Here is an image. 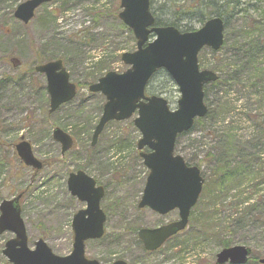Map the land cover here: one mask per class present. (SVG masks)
Returning a JSON list of instances; mask_svg holds the SVG:
<instances>
[{
    "label": "rangeland",
    "instance_id": "obj_1",
    "mask_svg": "<svg viewBox=\"0 0 264 264\" xmlns=\"http://www.w3.org/2000/svg\"><path fill=\"white\" fill-rule=\"evenodd\" d=\"M24 1L0 0V79L27 77L36 64L60 58L77 85L75 98L53 114L47 113L42 76L28 73L31 80L20 87L0 86V201L22 193L29 244L43 238L57 255L71 251V217L84 204L70 196L66 179L81 169L105 187L100 203L106 213L105 234L101 240L86 242L89 259L102 264L118 259L128 264H214L222 241L229 240L264 258L262 232L231 226L240 199L251 196V203L264 214V0H233L235 10L225 16L222 47L217 52L204 48L198 54L199 67L215 71L223 83L222 91H209L205 103L215 109L219 98L227 111L216 122L194 124L177 138L175 153L200 168L204 183L186 229L153 254L142 251L135 232L175 221L178 215L172 211L159 216L137 208L148 171L136 150L140 134L132 124L135 115L107 124L95 147H90L104 98L87 88L108 71L122 72L120 55L135 50L132 34L117 18L120 0H53L37 9L26 25L13 17ZM166 1L171 0H151V9L156 17L169 21L173 10L163 7ZM189 23L191 29L200 26L196 20ZM159 86L160 81H155L154 87ZM161 96L171 109L176 107L175 85ZM209 125L214 131L203 128ZM54 128L74 141L63 157L51 137ZM226 133L234 141L224 147L219 140L226 139ZM21 136L43 161L42 170L24 166L15 155L13 146ZM224 153L246 171L242 179L237 176L227 183L228 191L218 192L220 172L215 163ZM12 237L9 232L0 235V264H10L1 251Z\"/></svg>",
    "mask_w": 264,
    "mask_h": 264
},
{
    "label": "water",
    "instance_id": "obj_2",
    "mask_svg": "<svg viewBox=\"0 0 264 264\" xmlns=\"http://www.w3.org/2000/svg\"><path fill=\"white\" fill-rule=\"evenodd\" d=\"M51 1L26 0L16 7L13 16L28 24L35 10ZM120 10L118 19L132 31L136 50L121 55V62L128 67L124 72H108L88 87L89 92L99 93L105 99L92 134L91 146L96 144L108 122L124 121L136 114L133 126L141 135L136 148L141 151L139 157L148 169L137 206L139 209L147 207L159 215L175 209L178 211L177 221L138 230L137 237L144 249L154 251L186 227L190 210L201 193L203 179L199 169L187 166L182 157L174 155V145L178 135L187 132L196 118H203L207 113L203 87L215 82L218 77L212 71L199 69L197 55L204 47L213 51L221 47L224 27L218 17L207 20L201 28L192 32L180 33L172 26L155 27L149 0H120ZM150 35H154L152 41H149ZM160 69L178 88L180 96L174 110L169 109L162 97L145 95L149 79ZM34 70L45 76L49 113L75 97L76 87L69 82L68 73L60 60L38 65ZM52 139L60 145L61 155L73 145L71 137L59 128L52 131ZM144 148L147 152H142ZM15 151L25 166L37 171L42 169L43 164L34 157L30 144L23 137L15 145ZM66 184L70 195L86 205L72 217L73 244L70 254L55 255L42 239L34 243V249L28 248L20 216L21 195H17L0 203V234H14L2 250L9 263L99 264L96 260L85 258L84 243L103 235L105 215L99 203L104 190L95 186V181L82 171L70 173ZM249 255L250 249L245 246L223 248L217 253L215 264H245ZM259 263L264 264V259H260ZM112 264L126 263L117 260Z\"/></svg>",
    "mask_w": 264,
    "mask_h": 264
},
{
    "label": "trees",
    "instance_id": "obj_3",
    "mask_svg": "<svg viewBox=\"0 0 264 264\" xmlns=\"http://www.w3.org/2000/svg\"><path fill=\"white\" fill-rule=\"evenodd\" d=\"M220 4H218V2ZM169 3V7L167 5ZM163 7L166 9L169 8V10H173V13H170V16L173 17V19L169 18V21H165L164 19L156 17L155 24L157 26H163V25H172L177 28H179L181 31H189L191 28L188 24L191 20H196L198 23L203 24L204 21H206L211 16H217L223 19L224 25L226 27V21L225 16L229 13L228 11L232 8L233 11L235 10V4L233 0H189L188 2L186 0H179L174 1L171 0L164 2ZM235 14V12L233 13ZM183 22V23H182ZM56 58H50L48 60H52ZM31 75V71L29 73ZM27 74V77L19 76L18 78H12L7 77L5 79H0V86L1 85H15V87H20V83H24L25 80L30 81L31 76ZM155 81H160L159 87H154ZM19 83V84H18ZM223 83L220 84V78L217 82L207 86L205 88V98L208 95L210 90L217 89L216 93L223 90L221 87ZM31 85V84H30ZM173 87V83L170 80V78L167 76V74L160 70L158 71L151 79V81L147 85L146 91L149 94H158L163 95L167 94L169 88L171 89ZM42 91V89H41ZM206 101V100H205ZM217 105L215 106V109H211L212 104L209 102L208 106V112L204 119L196 120L194 124L202 123V121H207L209 124H212L216 122L219 117H222L226 114L225 109L226 106L221 102V100L218 98ZM221 107H223L221 109ZM214 125L204 126L205 129H212ZM213 130V129H212ZM214 131V130H213ZM217 132V130H216ZM233 136L229 133H226V139H223V136H221L219 142L224 143V147H227V142L231 141L233 142ZM228 153L219 154L216 159L215 164H217L216 168L217 171L220 172L218 176V183L217 188L219 189L218 192H222L223 190H226L228 188V182L231 179L240 178L237 176H241V174H245L246 169L243 165H236L233 164L231 160L227 158ZM189 164V163H188ZM190 165V164H189ZM243 176H241L242 179ZM229 189H227L228 191ZM241 204L242 207L240 209L238 208V204ZM251 203V196L246 199H240L239 202L235 203L234 207V214L235 217L231 222V226L233 223V227L235 229L233 230H244V229H257L260 233L262 232L264 234V229L262 227L264 226V214H262L261 208H256ZM232 245V241H222V248H226ZM260 253L257 251H254V249L251 251L250 257L246 264H257L258 259L260 258Z\"/></svg>",
    "mask_w": 264,
    "mask_h": 264
},
{
    "label": "flooded vegetation",
    "instance_id": "obj_4",
    "mask_svg": "<svg viewBox=\"0 0 264 264\" xmlns=\"http://www.w3.org/2000/svg\"><path fill=\"white\" fill-rule=\"evenodd\" d=\"M26 236H27V239L29 238L28 237V235H27V230H26ZM28 241H29V239H28ZM98 241V240H97ZM30 247H32V246H30ZM145 253V252H144ZM146 253H148V252H146ZM148 254H151V253H148Z\"/></svg>",
    "mask_w": 264,
    "mask_h": 264
}]
</instances>
